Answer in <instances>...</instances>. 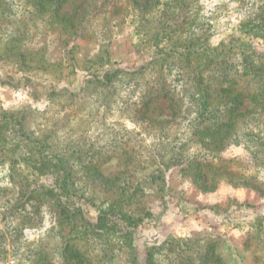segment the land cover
Here are the masks:
<instances>
[{"label":"rangeland","instance_id":"1","mask_svg":"<svg viewBox=\"0 0 264 264\" xmlns=\"http://www.w3.org/2000/svg\"><path fill=\"white\" fill-rule=\"evenodd\" d=\"M0 264H264V0H0Z\"/></svg>","mask_w":264,"mask_h":264},{"label":"trees","instance_id":"2","mask_svg":"<svg viewBox=\"0 0 264 264\" xmlns=\"http://www.w3.org/2000/svg\"><path fill=\"white\" fill-rule=\"evenodd\" d=\"M119 75H120L119 76L120 79L123 78L124 72H120ZM122 81H124V80H122ZM258 81H260V79H258ZM248 92H249L248 90L243 88L241 93L238 95L239 97H230V100L232 102L230 103L231 104L230 106H229V104L227 106H229L230 109L235 112L239 108L238 106H240L242 103V99H240V98L241 97L244 98L245 95L248 94ZM233 103L238 104V106L237 107L232 106V105H234ZM238 113H242V112H238ZM14 135L17 138V144H20V139H21L22 145L29 150H31L34 146H41V148L46 146L45 143L43 142V140H38L35 137L32 139L31 138L28 139L26 137L20 136V133H19V135H17L16 133ZM41 148L38 150L40 152V154L38 156H35V155L34 156H35V159L41 161L42 166H45L48 164L47 163L48 160H42V159L47 157V155H46L47 153L42 152ZM48 158L51 161H54V160L58 161L59 160V159H57V157H48ZM67 171H68V169L64 168V170L62 171V174H59L60 170H56V174L60 175L61 178H59L57 176L54 186L46 187V186L40 185L39 192L41 191V194L44 197L50 198V199L45 198V201L48 202L49 204H54L57 207V210L60 211V215L63 216L65 221L74 220L73 218L77 217V218H80L83 223H84V221L86 223L88 221V219L86 217L85 209L83 207V203L86 201H84L82 199L73 200L72 194H75L77 192V189L73 188V186H74L73 182H68V180L66 179V177H65L66 174L67 173L70 174V172L69 171L67 172ZM68 193L70 194L69 196H68ZM58 194H60V195L58 196ZM84 198L85 197H83V199ZM42 199H43V197H42ZM112 213H111V211L110 212L108 211V214L101 213L100 216H97V221L95 223L88 221L91 224H93L92 227H88V228L91 231H97L98 232V230L101 229L105 225H108V226L113 225V228H116V231H121L122 229L118 230V225L124 223V218L127 217V214L119 213L120 217L123 219V221H119L116 219L118 214L113 215ZM104 219L107 221H104Z\"/></svg>","mask_w":264,"mask_h":264}]
</instances>
